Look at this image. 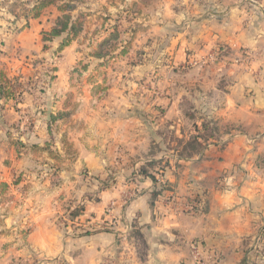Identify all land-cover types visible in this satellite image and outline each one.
Instances as JSON below:
<instances>
[{
    "label": "crops",
    "instance_id": "obj_1",
    "mask_svg": "<svg viewBox=\"0 0 264 264\" xmlns=\"http://www.w3.org/2000/svg\"><path fill=\"white\" fill-rule=\"evenodd\" d=\"M148 8L145 36L165 37L169 65L121 60L119 71L77 95V48L72 42L59 50L56 39L43 51L41 33L50 30L43 14L0 38V73L8 80L24 75L29 56L59 55L40 97L0 98V264H198L192 246L216 256L203 264H253L248 243L264 229V0H153ZM97 84L104 93L92 96ZM69 94L72 158L50 186L32 172L52 163L49 152L64 154L47 123ZM203 123L216 134L199 139L198 153L179 157L177 143L201 133ZM152 161L163 165L161 174L151 172L155 183L139 174ZM15 174L23 176L16 184ZM89 179L109 185L95 200L84 196L91 187L75 188ZM70 199L83 209L64 224L68 212L60 208ZM75 222L104 227L73 235Z\"/></svg>",
    "mask_w": 264,
    "mask_h": 264
},
{
    "label": "rangeland",
    "instance_id": "obj_2",
    "mask_svg": "<svg viewBox=\"0 0 264 264\" xmlns=\"http://www.w3.org/2000/svg\"><path fill=\"white\" fill-rule=\"evenodd\" d=\"M37 1L39 2L41 0H0V38L2 35L5 37L8 35H14V30H12L13 22L16 24L15 26H21V23H23V17L28 16L24 13V10L30 8L31 5ZM137 1L138 2H135V0H57L56 2L46 6V8L40 12L39 16L43 14L44 18L47 20L46 26L48 28H53L55 26L56 20L61 16V13L56 10V6L62 4H69L73 6L72 10L70 11L71 20H76L79 23V25H77V30L73 32L69 40V43L74 42V46L77 48L78 54V59L73 65V72L71 73V86L74 88L76 87V95L78 93H84V89L88 83H95L101 80L103 75L106 76L108 73V75L112 76L113 74L110 73L111 70L119 71V66L121 63L118 65V62L121 60H123L125 64L128 62L129 66H131V63H137L139 61L143 63L149 58L150 60L154 61L150 62L152 65H164L166 63L169 65L168 53L164 51L166 43V39L164 40L165 37H158L156 35L157 37L152 40L145 36L148 29L147 17L149 15L147 10L149 9L148 7L153 0ZM11 11L16 18H14V16L10 13ZM110 34H112L110 43L113 44L112 47L114 48L105 47L101 54L106 53V55L100 59L94 58L92 54L94 51H96L97 45L104 39H107ZM115 34L117 35V38H115ZM1 43L2 41L0 40V44ZM149 51H153L154 54L152 55L151 53V56H147ZM51 54L54 55H49L46 57L29 56V58L23 60L22 64L25 69L24 75L19 74L11 79V81L18 79V83L20 84L13 89L12 101H20V99H22L21 95L23 93L24 95L35 94L39 97L42 95L40 94L41 92L39 90L41 88H47L45 85L46 80H48L47 76H54L53 71L50 72V69L53 70L54 66L57 65L59 60V55L57 52H53ZM211 61L212 59L207 57L206 65L212 63ZM202 64L205 65V63H201L199 65ZM177 68L181 70V68H186V65L184 64L180 68ZM128 75L129 74H127V77ZM97 85L98 87L101 86L100 84ZM86 90L89 89L86 87ZM103 90L104 89L102 87L96 88L95 91L93 89V93L91 95L93 96L94 93L97 96L103 95ZM85 93L86 95L90 96L88 91ZM72 99V94H69V101H67L68 104H65V107H62V109L59 110L58 113L62 115H57L58 117L56 116L57 119L52 128L54 139L60 140V142L64 144V154L62 156H58L57 154L51 153L50 159L52 160V163H47L45 165L42 164L37 169L33 170L32 173L34 179H38L40 183L47 179L48 181L46 182L48 185H56V180H59L57 178V173L60 171L59 165L66 158H72V150L66 137L69 127L71 128L73 111L75 110V101L73 102ZM186 108H188V105ZM30 115L32 114L30 113ZM14 128L18 129L16 126H14ZM25 128L26 127L20 128V133L25 132ZM211 128L213 130L210 132V134L215 135L216 132L214 126H211ZM9 139L12 143H15L17 146L16 148H19L17 136L11 135L9 136ZM162 167L163 165L161 163L152 161L151 172L161 174ZM22 177V174H15L13 181L16 179H22ZM81 182H76V190H81L84 185L91 187L92 192H86L84 196L85 198L92 200L97 198L98 191L102 190L104 186L109 187L108 183L104 181L95 182L94 180L89 179V184L88 182L85 184ZM162 184L160 189L165 186ZM2 191L6 190L4 189ZM81 207H83L81 201H72L70 199L69 202H65L64 206L60 208L62 214L68 212V216L66 220H63V223L66 224L67 220L72 221V217L79 215L82 212V210L79 211ZM75 224L77 223L75 222ZM73 226L74 224H69V233L73 235L93 234L97 231L103 230L101 228L104 227L94 222L84 225L77 224L75 227ZM137 240L139 241V238H137ZM248 244L249 247L247 250L249 251V255L253 264H264V229L255 232L253 234V238ZM139 246L142 249L143 245L141 241H139ZM16 264L64 263L62 260L57 262H41L30 259V261L25 260L24 262H17Z\"/></svg>",
    "mask_w": 264,
    "mask_h": 264
},
{
    "label": "trees",
    "instance_id": "obj_3",
    "mask_svg": "<svg viewBox=\"0 0 264 264\" xmlns=\"http://www.w3.org/2000/svg\"><path fill=\"white\" fill-rule=\"evenodd\" d=\"M56 1L57 0H41L39 2L38 1L34 2V4L31 5L30 8H28L27 10H24V13L29 16V17L28 16L23 17V22H25V23H23L21 26L17 27V26H15L16 24L13 22V26H12L13 29L12 30H14V33L19 32L20 29L24 27V25L25 26L27 25L29 19L37 18L39 16L40 12L44 8H46V6L52 4ZM72 8H73V6H71L69 4H62V5L56 6V10L59 13H61V16L56 20L55 26L53 28H50V30L47 32L41 33V40L44 43L43 51H47L49 49L47 44L52 42L53 40H56V39L60 40L59 47H58L59 50L63 49L65 46L68 45L69 40H70L73 32L75 30H77V25H79V23L76 20L75 21L71 20L70 11L72 10ZM10 13L13 15L12 11ZM13 16H14V18H16L15 15H13ZM114 29H116V28H114ZM111 36H112V34H110L107 39H104L101 43H99L97 45L96 51H94V53L92 54V56L94 58H97V59L103 58L106 55V53L101 54L103 49L105 47L111 48L113 46V44L110 43ZM115 38H117L116 34H115ZM112 48H114V47H112ZM50 70H51L50 72L53 71L52 69H50ZM47 71H49V70H47ZM47 77H48V80H46L45 85L48 87L49 83L53 80V76L48 75ZM13 83H15V84H13ZM17 85H20L18 83V79L11 81V80H8L4 76L3 73H0V98L12 99L13 89ZM39 91L41 93H43L44 89L41 88ZM57 115L61 116L62 114L57 113L56 115L50 114L48 116L47 129H48V133H49L51 142H53V140H54V137L52 134V128H53V125L55 124V121L57 119L56 118ZM200 130H201V133H199L198 135L190 136L189 140L183 146H181V144L179 142L177 143V148L179 149L178 150L179 157L186 158V157L190 156L191 154L198 153L203 148V144H202V142H199V139H202L203 142H206V137H212L210 132L213 129L211 128L209 123H203L201 125ZM49 145L50 144H48L47 149H48ZM49 153L51 154V152H49ZM151 164H152V162H149L145 166L141 167L139 170V174L142 176H146V177L150 178L151 181L153 183H155L156 182L155 177L151 173ZM17 182H18V179L13 181L14 184H16ZM106 187L107 186H104L103 189ZM4 188H5V186L1 185V191L4 190ZM160 192H161L160 188L153 190L152 197L153 198L157 197ZM82 209H83V207H81L79 209V211H81ZM84 235H86V234H84ZM136 237L140 239L141 236L136 234Z\"/></svg>",
    "mask_w": 264,
    "mask_h": 264
},
{
    "label": "built area",
    "instance_id": "obj_4",
    "mask_svg": "<svg viewBox=\"0 0 264 264\" xmlns=\"http://www.w3.org/2000/svg\"><path fill=\"white\" fill-rule=\"evenodd\" d=\"M29 17V16H28ZM191 254L193 261L198 264H203L206 260L214 261L216 256L214 254L209 253L208 251H202L201 247L192 246Z\"/></svg>",
    "mask_w": 264,
    "mask_h": 264
}]
</instances>
